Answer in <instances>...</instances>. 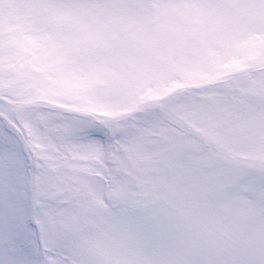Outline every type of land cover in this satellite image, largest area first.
<instances>
[{
    "label": "clouds",
    "instance_id": "clouds-1",
    "mask_svg": "<svg viewBox=\"0 0 264 264\" xmlns=\"http://www.w3.org/2000/svg\"><path fill=\"white\" fill-rule=\"evenodd\" d=\"M0 264H264V0H0Z\"/></svg>",
    "mask_w": 264,
    "mask_h": 264
},
{
    "label": "snow or ice",
    "instance_id": "snow-or-ice-1",
    "mask_svg": "<svg viewBox=\"0 0 264 264\" xmlns=\"http://www.w3.org/2000/svg\"><path fill=\"white\" fill-rule=\"evenodd\" d=\"M16 224L19 228H23V222L22 221H16Z\"/></svg>",
    "mask_w": 264,
    "mask_h": 264
}]
</instances>
